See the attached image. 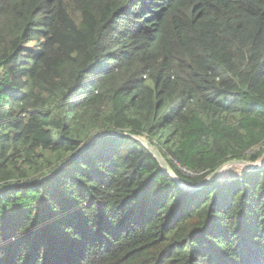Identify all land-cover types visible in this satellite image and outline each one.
Returning <instances> with one entry per match:
<instances>
[{"label": "trees", "instance_id": "16d2710c", "mask_svg": "<svg viewBox=\"0 0 264 264\" xmlns=\"http://www.w3.org/2000/svg\"><path fill=\"white\" fill-rule=\"evenodd\" d=\"M264 0H0V264H264ZM42 180V181H41Z\"/></svg>", "mask_w": 264, "mask_h": 264}, {"label": "water", "instance_id": "95a60500", "mask_svg": "<svg viewBox=\"0 0 264 264\" xmlns=\"http://www.w3.org/2000/svg\"><path fill=\"white\" fill-rule=\"evenodd\" d=\"M101 136H124V137H128V138H134L139 140L140 142H142V144L154 155V157L156 158V160L160 163V165L162 166V168L164 169L165 173L170 176L172 179H174L180 187H182L183 189L187 190V191H196L198 189H201L203 186H205L206 184H208L210 181L214 180L216 177H218L220 174H222L229 166H231L232 164H240L242 167H246L248 170V172H255V171H261L264 170V165L261 167L257 166V162L252 163V162H248V161H244V160H232L224 165H222L220 168H218L216 171H214L210 176L207 177V179L204 181V183L198 187V188H191L186 186L172 171L171 167L168 165L167 161L165 160V158L162 156V154L160 153V151L153 146L151 143H149L145 138L142 137H135L129 134H120V133H114V132H104L101 134H97L93 140L90 142V144H88V146L92 145L99 137ZM42 181V180H41Z\"/></svg>", "mask_w": 264, "mask_h": 264}, {"label": "bare ground", "instance_id": "6f19581e", "mask_svg": "<svg viewBox=\"0 0 264 264\" xmlns=\"http://www.w3.org/2000/svg\"><path fill=\"white\" fill-rule=\"evenodd\" d=\"M264 165V155L262 156V158L258 161V163H257V166L258 167H261V166H263ZM241 165L240 164H232L231 166H229L226 170H225V172H223L222 174H221V176H224V177H231L232 175H235L237 172H238V170L240 169V168H242V166L240 167ZM244 167V166H243ZM245 169H247L246 167H244ZM223 177V178H224ZM225 179V178H224Z\"/></svg>", "mask_w": 264, "mask_h": 264}, {"label": "rangeland", "instance_id": "374dc122", "mask_svg": "<svg viewBox=\"0 0 264 264\" xmlns=\"http://www.w3.org/2000/svg\"><path fill=\"white\" fill-rule=\"evenodd\" d=\"M247 170L248 169H245L244 167H242L238 170V172L235 175H232L231 177H224V176H221V174H220L218 177H216V179L220 180L221 182H223L225 184H228V183L234 181L235 179L242 177L244 175V173H249Z\"/></svg>", "mask_w": 264, "mask_h": 264}, {"label": "clouds", "instance_id": "9594fccd", "mask_svg": "<svg viewBox=\"0 0 264 264\" xmlns=\"http://www.w3.org/2000/svg\"><path fill=\"white\" fill-rule=\"evenodd\" d=\"M216 179V178H215Z\"/></svg>", "mask_w": 264, "mask_h": 264}]
</instances>
